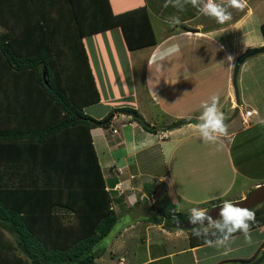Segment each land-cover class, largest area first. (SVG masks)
Listing matches in <instances>:
<instances>
[{
	"label": "crops",
	"instance_id": "obj_1",
	"mask_svg": "<svg viewBox=\"0 0 264 264\" xmlns=\"http://www.w3.org/2000/svg\"><path fill=\"white\" fill-rule=\"evenodd\" d=\"M110 2L115 14L146 6L158 43L129 50L119 27L86 36L84 44L101 99L87 106L85 112L102 119L114 108H134L150 128L154 126L158 131L146 130L124 112H116L109 128L91 130L108 184L117 180L109 189L116 200V225L121 223L105 247L109 248L110 260L102 258L104 253L98 251L96 264L100 259L101 264H192L190 255L196 264L254 258L263 250L264 226L250 231H262L263 241L258 249L248 255L227 257L228 250L216 254L213 249L206 250L215 246V241L194 246L188 230L168 227L167 214L178 213L179 209L156 204L149 208L155 216L148 208H138L141 215H135L139 218L126 216L127 209L144 206L143 200L155 202L163 191L171 205L177 206L184 199L210 201L237 189L234 200L242 199L251 189L264 184V124L259 123L264 119L263 71L258 73L261 79L259 75L254 79L256 88H246H252L248 97L242 93L237 96L233 82L237 58L250 47L264 46V0H248L249 7L243 11L230 8L232 19L224 24L203 15L191 4L181 10L168 0ZM173 17H178L181 25H170ZM172 42L181 45V52L165 66L171 68L175 63L180 69L178 73L165 71V79L159 66L152 63V57L161 46ZM252 57L256 55L249 58ZM249 58L241 68L248 65ZM216 93L220 94V107L227 117L228 135L218 138L216 143H204L193 129L202 102ZM249 100L252 107L247 106ZM248 109L254 110L249 118L245 115ZM244 119L249 123H244ZM254 144V150L243 153L244 148ZM238 146L234 156L233 150ZM121 149L124 153L114 157V152ZM9 170L12 178V167ZM143 176L153 178L156 186L149 189ZM244 180L251 182L245 185ZM142 229L145 235L141 234Z\"/></svg>",
	"mask_w": 264,
	"mask_h": 264
},
{
	"label": "trees",
	"instance_id": "obj_2",
	"mask_svg": "<svg viewBox=\"0 0 264 264\" xmlns=\"http://www.w3.org/2000/svg\"><path fill=\"white\" fill-rule=\"evenodd\" d=\"M0 27V264H96L94 247L118 220L109 189L117 180L108 184L91 130L109 128L116 112L141 114L85 112L101 96L84 38L119 27L129 50L154 46L149 10L115 14L110 0H0ZM251 210L250 231L264 226V202ZM187 230L194 246L219 236L212 226L199 237Z\"/></svg>",
	"mask_w": 264,
	"mask_h": 264
},
{
	"label": "clouds",
	"instance_id": "obj_3",
	"mask_svg": "<svg viewBox=\"0 0 264 264\" xmlns=\"http://www.w3.org/2000/svg\"><path fill=\"white\" fill-rule=\"evenodd\" d=\"M174 6L181 10L184 6L191 4L196 7L203 15L214 18L217 23L224 24L232 19L230 8H235L240 11L248 8V0H168ZM167 6V4L165 5ZM251 9H249V16ZM171 24H179V18L173 17ZM181 52V45L178 42L169 43L167 46H161L153 55L152 63L158 65L161 76H164L165 71L175 70L178 73L180 67L173 64L171 68L165 66L166 62H172ZM232 57H228L231 61ZM160 76V77H161ZM165 77V76H164ZM166 79V77H165ZM159 82V80H158ZM157 82V83H158ZM201 113L198 117V122L193 131L198 133L200 139L204 143H216L218 138L228 135V125L225 123L227 117L220 107V94H213L209 100L202 102ZM259 123L264 124V119ZM208 209L192 208L190 211V221L194 225H210L219 233L215 244L217 246L226 245L232 236L237 233H243L245 240L251 242L250 227L251 223L255 221V212L246 206H241L239 203L225 200L220 208L219 219H213L208 214ZM208 228H203V232L196 227H193V235L199 237L202 234H207ZM214 235L216 233H213ZM212 244V241H208Z\"/></svg>",
	"mask_w": 264,
	"mask_h": 264
},
{
	"label": "rangeland",
	"instance_id": "obj_4",
	"mask_svg": "<svg viewBox=\"0 0 264 264\" xmlns=\"http://www.w3.org/2000/svg\"><path fill=\"white\" fill-rule=\"evenodd\" d=\"M172 26H175L171 23H169ZM180 24V23H179ZM181 25V24H180ZM259 58V59H258ZM246 67V68H245ZM263 71V76L262 79L260 78V75L258 73H261ZM259 75V79L264 81V53H261L260 55H256V57H252L249 58L248 60V65H244L241 70H240V75H239V80H238V94L242 93V96H249V93L252 92V88H256L254 84H256V82L254 81V79H256V76ZM247 87H252L249 90H247ZM240 95V96H241ZM249 102V104H247V106L252 107V105L250 103H253L252 100L247 101ZM261 105V104H260ZM109 136V135H108ZM247 145V143L245 144V146ZM100 145H97V147ZM244 146V147H245ZM256 147V145H251L249 146V148H244L243 153H249L252 150H254ZM239 151V146L236 148V150H233V154L234 156H236L237 152ZM122 153H124V151H116L114 152L113 156L114 157H118L119 155H121ZM103 158V157H102ZM103 161V160H102ZM163 172V170H162ZM251 175H254V173H252ZM143 183H147L149 189L151 187H155L156 186V181L153 178H148V176H143ZM251 182V181H250ZM249 182V183H250ZM249 183H246L245 180L244 182L242 181V184L248 185ZM239 185H241V183H239ZM261 185V184H260ZM258 185V186H260ZM257 186V187H258ZM255 187V188H257ZM241 188V187H240ZM255 188L251 189L248 194L253 191ZM239 189H237V191H234L232 194H228V195H224L221 196L219 198H214V200H210V201H204V199L201 198H197V199H184L181 204L177 205V206H173L170 203V200L168 199L167 195H166V191H163L157 198V200H155V202H152V200H143L141 204H143L144 206L141 207H135V209H127V213H129V216H126V219L132 218V217H141L138 215H141L137 210L138 208H143V209H149V208H153V206H156V204L161 205L162 207H164L165 209H169L172 208L173 209H179L181 210L178 216L182 217V218H186L189 219L190 217V211L192 208H201V209H209L212 206H217L222 204L225 200L227 201H235L234 197L238 194ZM216 199V200H215ZM239 200V199H238ZM149 202V203H147ZM194 202H199L194 204ZM149 204V206H148ZM151 214L155 216L154 212L149 209ZM135 213H137L135 215ZM121 227V223H118L117 225H115V227L112 229V231L108 234L109 236H105L103 239H101L94 247L95 250L100 251L101 253H104L102 258H106L107 261L110 260L108 259L111 255H110V251L109 248H105L106 244L108 243V238H111L113 234H115V232L117 231L118 228ZM143 227V226H142ZM174 228V227H172ZM142 235H145L144 230L142 229L141 232ZM264 235V233H263ZM262 235V231H254V232H250V237H251V242H248L245 240V237L243 234L237 235L236 237H232L229 242L224 245V246H213V247H208L206 250H214V253L216 254L217 252L221 253L223 251L228 250L230 253L229 255H227V257H236V256H243V255H248L249 253H251L252 251H255L256 249L259 248L260 243L263 241ZM142 246L144 247V244H142ZM264 246V243H263ZM168 250V248H167ZM264 254L263 250L260 249L259 253H258V257L262 256ZM191 256V260H192V264H196L193 261V257ZM200 256V254H199ZM224 257V256H223ZM201 259V256H200ZM102 260L100 259L98 264H101ZM165 262V261H164ZM203 262H201L200 264H202ZM223 264V263H222ZM227 264V263H225Z\"/></svg>",
	"mask_w": 264,
	"mask_h": 264
},
{
	"label": "water",
	"instance_id": "obj_5",
	"mask_svg": "<svg viewBox=\"0 0 264 264\" xmlns=\"http://www.w3.org/2000/svg\"><path fill=\"white\" fill-rule=\"evenodd\" d=\"M264 52V46H256V47H250L246 49L238 58L235 64L234 68V77H233V82H234V87L236 90V95L238 96V77H239V71L243 63L251 56L260 54ZM124 114H128L130 116H136L139 119L144 120V118L136 112H130V111H125ZM181 124L184 122H180ZM148 127H151L150 125H147ZM234 203H239L241 206H246L248 208H253L255 206H258L264 202V184H261L257 188H255L253 191H251L248 195H246L244 198L232 201ZM222 204L217 205V206H212L211 208L208 209V215L211 216L214 220L219 219V213H220V208ZM165 224L168 227H174V228H179V229H193V227H207L210 225H206L207 221H205V225H194L190 219L182 218L179 216H166ZM264 260V254L257 258L254 261L247 262V263H239V264H260Z\"/></svg>",
	"mask_w": 264,
	"mask_h": 264
},
{
	"label": "built area",
	"instance_id": "obj_6",
	"mask_svg": "<svg viewBox=\"0 0 264 264\" xmlns=\"http://www.w3.org/2000/svg\"><path fill=\"white\" fill-rule=\"evenodd\" d=\"M253 112H254L253 109L246 110V112H245L246 117L249 118L253 114ZM244 123L248 124L249 123V120L248 119H244Z\"/></svg>",
	"mask_w": 264,
	"mask_h": 264
}]
</instances>
